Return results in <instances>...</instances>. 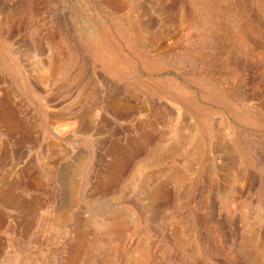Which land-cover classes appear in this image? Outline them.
<instances>
[{
  "label": "rangeland",
  "instance_id": "rangeland-1",
  "mask_svg": "<svg viewBox=\"0 0 264 264\" xmlns=\"http://www.w3.org/2000/svg\"><path fill=\"white\" fill-rule=\"evenodd\" d=\"M52 49L61 57L53 75ZM1 98L28 139L19 143V133L0 126V264H135L146 233L148 264H264L248 245L250 235L264 241V166L251 164L249 185L224 171H236L234 133L264 162V0H0ZM112 99L119 106L104 108ZM185 121L202 147L194 168L175 157L158 171L124 173L131 143L146 133L166 149L163 137L173 141ZM50 157L59 161L55 178L46 177L58 190L55 206L66 203L74 180L70 223L79 213L92 224L80 254L54 219L28 230L9 201L13 181L29 166L43 170ZM175 167L177 192L163 189L149 208L146 189ZM104 179L111 186L100 194ZM48 191L14 189L20 199H46ZM127 207L143 233L132 230L124 242L102 233V212ZM175 228L190 243L177 246Z\"/></svg>",
  "mask_w": 264,
  "mask_h": 264
},
{
  "label": "bare ground",
  "instance_id": "bare-ground-1",
  "mask_svg": "<svg viewBox=\"0 0 264 264\" xmlns=\"http://www.w3.org/2000/svg\"><path fill=\"white\" fill-rule=\"evenodd\" d=\"M227 2H230V1H227ZM116 5H117V3H116ZM219 9H220V7H219ZM174 15H176V14H174ZM60 58L61 57H60L59 52L52 49L51 57L49 59V61H50V67L49 68L51 70L52 75L55 73V69L58 66ZM109 106L112 108H117L119 106V100L112 99L111 101H109L107 103V105H103L104 108H109ZM263 106H264V104H263ZM84 116L85 115L80 113V112H74V115H73V117L77 118L81 123L85 121ZM21 122L22 121L19 120L18 117H16L15 113L9 111V109L5 103L4 98H1L0 99V126H3L5 128V130H7L11 135H15V134L19 133V135H20V136H18L19 137V139H18L19 143L20 142L22 143L28 139L27 138L28 137L27 130ZM186 124H187V122L185 121L184 123H182L179 126L180 128L178 129L177 137L173 141L168 142V140H169L168 135H165L163 137L164 141L168 143L166 149H162L160 147L159 142L153 143L151 141V137H148L146 135V133H144L143 134L144 141H141V139H143L141 137L140 141L135 142V143L134 142L131 143L132 144L131 150H125L124 149V158L121 160L122 161L121 169L124 170V173H125V171L128 172L129 177H132L133 175H135L138 172V170H143V171L147 170L148 172H151L153 170H157L163 163L168 162L169 160H172L175 157H181L183 159L184 166L190 170L193 167L192 165H194L196 163V161H198V159L200 158L201 153H202V147H201V142H200L199 138H197L193 133H188L185 131V130H187ZM87 129H88L87 127L82 126V130H87ZM232 136H234L232 138V140H234V142H232L233 143L232 146H233V149L236 150V152H237L236 155H238V159H236V160H238L237 166H234L236 168V171L234 169H232V167L228 168V165L226 166L227 163L225 164V166L228 169L226 167H225V169L224 168L223 169H224V171L225 170L230 171L232 182H234L236 178H241V180L243 181L242 183L245 182L246 184L249 185L252 181L255 180V175L253 173L254 169H252L250 167L251 164H253L255 162L259 165V168H262V166H264L263 165L264 162H262V160L260 159V155L257 154V151L254 150V148L256 149L255 146H253L252 144H249L245 140L244 141L241 140L242 138H239L236 133H234ZM218 142L220 143V141H218ZM3 146H4V143L2 144V147ZM20 146H21V144H20ZM55 150H58V149H55ZM120 151H123V149H120ZM51 157H54V156H51ZM121 158H122V156H121ZM228 160L230 161L232 159L230 158ZM132 161H134V165L131 169H129L130 163ZM58 162L59 161L57 158H51L50 161H48V162L45 161L43 163L44 164L43 170L46 171L45 174L43 173L42 169L37 168V167H36V169L32 166H29L28 168H26V170L23 172L24 176L22 175L23 176L22 180L15 179L13 181V183H12L13 191L8 192L9 193L8 194L9 201H10V204L12 205V207L16 210V212L21 215L22 221H24V224L28 230H30L32 227H34V225L36 223L39 224L42 221L44 222L48 218L51 221L54 219L53 221H55V225L58 226V229L63 231L68 237H73L76 239L75 245L72 246V250H73L72 253H74V251H75V253L80 254L83 251V249L86 248L85 246L89 244V242H88V238H89L88 227L90 226L91 222L88 220H85V218H80L81 215H79V213H78L74 219V222L70 223L72 218L69 215L68 211H69V209H71L75 205L76 183L74 182V180H72L73 182L71 181V183H70V187H69L70 194H69V198L66 201V203L62 206H55V202L58 201V199H60V198H58V190L56 191V188L50 187V185L47 182L46 177L48 179H49V177L55 178L54 170L57 167ZM231 162L232 161H230V163ZM120 177L121 176H119V178L118 177L115 178V179L118 178V180L115 181L116 183L119 181ZM148 177L149 176L147 173L145 178L148 179ZM166 178L167 179L165 180V182L162 185L152 186V188L148 187V189H146L147 190L146 194H148L147 198H148V207L149 208L152 205H156V203L160 200L159 197L162 194L161 192L163 191V189H167V188L169 189L170 187H173L174 189L176 188L175 192H177V187H178V185L182 179L181 174L179 173V170L176 169V167L173 168L172 172L169 173V175ZM105 179H107V178H105ZM105 179H104V182L106 181ZM110 183L111 182H105L103 184V186L99 188L100 194H103L106 191V189H109V187L111 186ZM144 183H146V182H144ZM50 184H51V181H50ZM95 184H96V182H95ZM20 185H23L26 190L27 189H32L33 191H35V190L39 191L40 190L41 192H49L48 190H50V192L52 194H49L48 198H46V199L40 198L37 195L32 196L29 199H20L14 193V189L16 187L18 188V186H20ZM59 187H60V185L58 184V188ZM254 187L255 186H253L252 188H254ZM166 193L170 196L168 190ZM89 196H90V194H88V198H89ZM203 196H205V193ZM193 200L194 199H192V201ZM203 201H204V199H203ZM196 207H198V206H196ZM151 208H153V207H151ZM126 209H127L126 210L127 212L126 211L124 212V210H122V211L118 210L116 208L103 211L102 213L105 214L109 218L108 219L109 222H107L105 225L102 226L101 232L105 233V232L113 231L115 236L118 237V239L123 240V242H124L125 238L130 235V232L132 230H135L138 234H142L143 232L137 228L139 226V223H140L139 222L140 217L138 216V214L136 213L134 208L127 207ZM80 214H81V212H80ZM181 214H183V213H181ZM88 219H90V218H88ZM91 226H92V224H91ZM197 226H198V224H197ZM198 227H200V226H198ZM179 229H176V228L174 229L173 236L176 240L175 242H176L177 246H179V247L183 246L184 247V245L187 241L190 243V241H189L190 237L189 238L183 237L182 234L180 233ZM151 237H152V235L150 233H146V239L145 240L143 239V241H146V242H144L143 244L140 243L142 246L136 250L137 253H136V255H134L136 257L135 264H148L149 260H150L149 258L152 259V257H150V248H149V242L152 240ZM138 238H139V236H138ZM113 240H115V239H113ZM248 245L251 248V253H252L253 257L257 260H262L264 257V241L259 243L256 235H250V236H248ZM190 250L192 251L193 249H190ZM133 253H135V252H133ZM198 254H200V253H198ZM71 261H72V259H71ZM71 263H73V262H71ZM37 264H38V262H37ZM74 264H75V262H74Z\"/></svg>",
  "mask_w": 264,
  "mask_h": 264
}]
</instances>
